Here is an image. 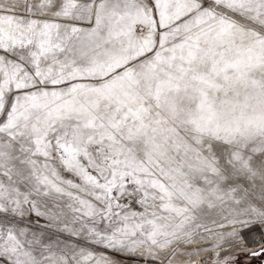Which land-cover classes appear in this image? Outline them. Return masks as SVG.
Listing matches in <instances>:
<instances>
[{
  "label": "snow or ice",
  "instance_id": "obj_1",
  "mask_svg": "<svg viewBox=\"0 0 264 264\" xmlns=\"http://www.w3.org/2000/svg\"><path fill=\"white\" fill-rule=\"evenodd\" d=\"M0 264H264V0H0Z\"/></svg>",
  "mask_w": 264,
  "mask_h": 264
}]
</instances>
